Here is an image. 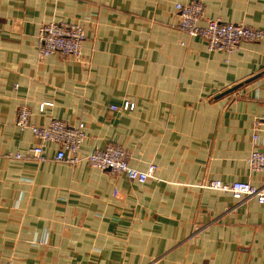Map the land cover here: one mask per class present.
Here are the masks:
<instances>
[{
    "label": "crops",
    "instance_id": "1",
    "mask_svg": "<svg viewBox=\"0 0 264 264\" xmlns=\"http://www.w3.org/2000/svg\"><path fill=\"white\" fill-rule=\"evenodd\" d=\"M189 1L0 0L1 263L264 264V202L206 185L264 187L247 160L264 74L225 93L264 71V40L209 50L177 27L175 3ZM199 1L206 17L264 29V0ZM50 21L81 23L79 57L38 56ZM22 105L35 125L83 122L81 155L116 143L156 171L139 183L55 160L54 143L35 160Z\"/></svg>",
    "mask_w": 264,
    "mask_h": 264
},
{
    "label": "built area",
    "instance_id": "2",
    "mask_svg": "<svg viewBox=\"0 0 264 264\" xmlns=\"http://www.w3.org/2000/svg\"><path fill=\"white\" fill-rule=\"evenodd\" d=\"M178 29L191 36L204 39L207 48L211 51L232 52L242 41L264 40V29L243 24L223 21L220 18H209L205 15L204 4L199 0L186 3H175ZM85 31L80 22L50 21L39 27L37 34V53L40 58L51 54L79 57ZM50 102L40 104L42 110ZM133 107V103L126 101L123 109ZM112 109L117 107L112 105ZM30 111L25 105L16 112L15 123L18 128H29L37 142L29 148V155L40 160L44 158V149L48 143L56 145L54 159L76 164L85 160L88 165L108 169L111 173L123 174L128 179L144 183L156 171L157 165L149 163L145 170H139L129 165L127 153L120 145L108 143L105 147L81 155L80 146L85 138L84 123L69 124L58 118L51 119L45 125H35L29 120ZM252 148L248 156L250 169L264 173V148L258 146L259 134L264 133V113L256 117L252 123ZM16 153L15 157H20ZM213 189L231 193L232 197L241 200L245 197H254L259 203L264 202V187L254 185L248 181L236 180L230 183L219 179H211L206 183ZM0 264L1 260H0ZM9 264V263H5Z\"/></svg>",
    "mask_w": 264,
    "mask_h": 264
},
{
    "label": "water",
    "instance_id": "3",
    "mask_svg": "<svg viewBox=\"0 0 264 264\" xmlns=\"http://www.w3.org/2000/svg\"><path fill=\"white\" fill-rule=\"evenodd\" d=\"M262 74H264V71H262L261 73H258V74H256V75H253L252 77H250L249 79H246V80L243 81L242 83H239V84L235 85L234 87H232V88L228 89L227 91H225V93H228V92H230V91H233V90L237 89L238 87L242 86L244 83L249 82V81H251V80L257 78V77H259V76L262 75Z\"/></svg>",
    "mask_w": 264,
    "mask_h": 264
}]
</instances>
